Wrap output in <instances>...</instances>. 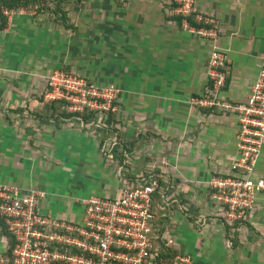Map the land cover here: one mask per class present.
Returning a JSON list of instances; mask_svg holds the SVG:
<instances>
[{"label":"crops","instance_id":"0c3cea01","mask_svg":"<svg viewBox=\"0 0 264 264\" xmlns=\"http://www.w3.org/2000/svg\"><path fill=\"white\" fill-rule=\"evenodd\" d=\"M70 2L77 4L67 15L71 28L50 9H21L0 30V182L40 189L42 212L78 218L83 194L114 196L130 178L111 163L128 166L129 157L121 164L101 154L96 128L109 120L120 136L116 149L134 155L133 177L154 167L171 186L163 242L191 264H264V192L236 224L222 218L207 185L230 174L238 155L236 115L189 103L208 86L212 42L182 27L174 0ZM195 10L215 18L227 55L220 97L245 102L264 61V0H195ZM64 65L118 87L116 111L89 125L53 114L43 99L47 75ZM253 176L264 177V147ZM6 247L0 227V264Z\"/></svg>","mask_w":264,"mask_h":264},{"label":"built area","instance_id":"2783aa9c","mask_svg":"<svg viewBox=\"0 0 264 264\" xmlns=\"http://www.w3.org/2000/svg\"><path fill=\"white\" fill-rule=\"evenodd\" d=\"M174 14L181 25L209 39L212 46L206 62V91L192 96L189 103L199 108H217L237 117L238 155L230 174L213 176L207 185L222 218L229 223L243 220L253 209L255 195L264 192V177L253 171L264 147V61L245 102L233 103L220 97L226 82L228 59L217 44L218 30L212 16L195 10V0H174ZM8 18L13 9L3 8ZM193 16L197 27L189 22ZM120 89L100 86L74 71L53 69L47 75L46 102L62 101L69 113L85 111L105 115L116 110ZM152 167L135 182L126 181L114 196L90 195L82 198L78 218H59L42 212L39 201L44 193L37 188L25 190L0 182V216L13 238L10 264H189L188 256L177 255L167 263L156 244L158 227L154 204L158 188L163 201L168 197L159 180L162 175Z\"/></svg>","mask_w":264,"mask_h":264},{"label":"trees","instance_id":"16d2710c","mask_svg":"<svg viewBox=\"0 0 264 264\" xmlns=\"http://www.w3.org/2000/svg\"><path fill=\"white\" fill-rule=\"evenodd\" d=\"M65 2H67V0H0V30L4 29L7 25V17L2 12L3 8L13 9L15 12H18L21 9H28V8L35 7V6H36L38 11H42L43 9H50V8L52 9L53 8L52 9L53 13H55V14L60 13L61 14V19H57L55 21H57L58 23H61L66 28H71L73 25L71 23L67 24V21H68L67 20L68 18L66 17L67 11H65L64 8L62 7V5ZM52 3L54 5H52ZM178 18H179V20H181V17L178 16ZM188 19H189V22L191 24H193L197 27L202 25L201 23H197L193 16L188 17ZM63 69L66 71H69L66 68H63ZM50 104H51L53 111H54L53 114L56 113V114H61V115H66V116H69L71 114L62 108V106H63L62 101L56 100V101L50 102ZM72 114H74V113H72ZM75 115H77L81 120H83V122L86 125L87 124L89 125V124H93L95 117H96V112L85 111V112L75 114ZM108 122H109V120H108ZM108 122L104 125L97 126V130L102 132V137L100 139V146H103V144L105 143V141L107 139V136H105L104 134L107 133L108 131L111 132V130H112L111 128H108L109 127ZM135 180L136 179L134 177H130L128 181L135 182ZM159 184H160V186H162L165 193L166 192L169 193L171 191V186H169V183L166 180L160 179ZM161 192H162V190H160L158 188L157 193H155V195H154V204L155 205L159 204V205L163 206L162 209L158 208L156 211L155 224L158 226L159 237L155 241H156V244H158L161 247L160 251H161V257L163 258V261L170 263L173 261V259L177 255L180 254V252L178 249L172 247L170 244L162 241V233H163V230L165 229L164 222L167 221V217L166 216L162 217V213L167 210V205L163 201ZM225 222H227V221H225ZM235 223L238 224L237 222H235ZM0 227H1L2 234L7 237V247H6V250L3 252V259L5 261L6 260L11 261V259H12V248H13L14 242H13V238H12L11 234L7 230V227H6V224L3 220V217H1V216H0ZM2 264H10V262L9 263L3 262Z\"/></svg>","mask_w":264,"mask_h":264},{"label":"rangeland","instance_id":"374dc122","mask_svg":"<svg viewBox=\"0 0 264 264\" xmlns=\"http://www.w3.org/2000/svg\"><path fill=\"white\" fill-rule=\"evenodd\" d=\"M71 0H67V2H65L63 5H62V7L64 8V10L65 11H67V15L69 14V16H70V12H72V9H71V6L73 5L74 7H76L77 6V4L76 3H71L70 2ZM75 1V0H74ZM52 5H54L53 3H52ZM73 7V8H74ZM53 9V8H52ZM52 9L50 8V10H51V12H52ZM27 10H29V11H32V12H34V14H36V12H37V8H36V6L35 7H31L30 9L28 8ZM82 10L83 11H85V8H82ZM57 15H55L53 12H52V16L55 18V17H58L57 19H61V14L60 13H56ZM66 15V17L68 18V16ZM63 20V19H62ZM68 22V21H67ZM83 59V58H82ZM82 59H79L78 60V62L76 63V65H78V66H81V67H84L85 65V63H84V61H82ZM85 59V58H84ZM69 64V63H68ZM70 65V64H69ZM64 67H66V65H64L63 66V68ZM70 70L69 71H74V72H76V73H79L77 70H73V69H71V68H69ZM52 71V70H51ZM79 74H81V75H83L82 73H79ZM83 76H85V75H83ZM86 77V76H85ZM116 111V110H115ZM115 111H113V112H115ZM112 128V127H111ZM115 132H116V129H112L111 130V132L110 131H108L107 133H105L104 135L105 136H107V139H106V141H105V143L103 144V146H101V148H100V151H101V154H103V155H106L107 153H113L114 154V156L110 159V160H116L117 159V162L118 161H121L120 163L122 164L123 163V161L125 160V159H128V157L130 158L129 159V165L128 166H126L125 164H123V166L122 167H119V164L116 166V162H111L113 165H112V170L116 173V175L118 174V172L120 173V175H124L123 177H133L134 176V174H135V172H134V169H133V165L131 164V162H132V159H133V157H134V155L132 154H129V151H131V149L130 148H128V149H126L127 150V153H125L124 152V149L123 150H121V149H119V151L116 149V144H115V142L117 141H119L120 139V136L118 135V133L117 134H115ZM96 135L101 139V137H102V132L101 131H99V130H97V128H96ZM116 137V138H113V137ZM108 144H109V149H105V147L106 146H108ZM113 148V149H112ZM120 148H122L121 146H120ZM121 150V151H120ZM113 151V152H112ZM116 156V157H115ZM117 156H119V158H117ZM120 156H121V158H120ZM132 158V159H131ZM114 166V167H113ZM116 166V167H115ZM126 175V176H125ZM79 191V190H78ZM83 194V193H82ZM81 194V195H82ZM97 195H101V194H103V193H101V192H97L96 193ZM84 196H86V197H88V195H89V192H87V193H85V194H83ZM82 195V196H83ZM90 196V195H89ZM85 198V197H84ZM78 206H80V209L79 208H77L76 210H77V212L79 211V212H81V208H82V205L81 204H79ZM180 256H188V255H184V254H182V253H180L179 254ZM189 257V259H191L190 258V256H188ZM2 262V261H1ZM189 264H191V260L189 261Z\"/></svg>","mask_w":264,"mask_h":264}]
</instances>
